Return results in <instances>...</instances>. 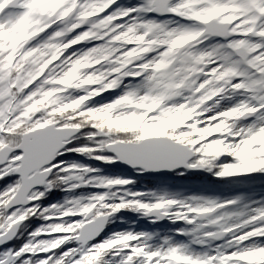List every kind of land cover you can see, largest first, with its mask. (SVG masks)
I'll use <instances>...</instances> for the list:
<instances>
[{"label": "rangeland", "instance_id": "obj_1", "mask_svg": "<svg viewBox=\"0 0 264 264\" xmlns=\"http://www.w3.org/2000/svg\"><path fill=\"white\" fill-rule=\"evenodd\" d=\"M11 1L0 0V148L16 146L21 134L53 122L66 109L74 113L92 110L110 117L104 127L96 128L101 138L112 140L117 126L133 131L130 141L163 136L192 149L193 158L187 164L203 170L208 167L206 171L219 181H238L228 175L241 173L258 174L239 180L242 183L261 180L264 0H170L169 16L164 17L148 12L150 0H16L14 7L7 8ZM210 18L230 24L226 37H203L199 46L183 49L171 63L177 48L195 37L202 22ZM67 30L71 31L64 34ZM225 46H242L250 56L240 62ZM231 75L235 78L230 79ZM61 89L64 94H57ZM20 156L11 152L0 165V234L36 209L31 204L2 210L19 185L12 170ZM62 161L70 162L63 169L77 168L74 161ZM118 170L117 175L102 173L100 182L134 178L125 174H132L133 169ZM158 177L167 182L183 180L181 174ZM154 184L162 187L160 182ZM115 186L109 190L114 193L111 196L120 193L118 197L128 202L112 205L105 194L96 200L98 193L68 202L73 207L81 204L84 212L91 211V218L104 215L103 210L119 220L124 216H117L119 206L133 203L136 193L147 190ZM255 189L264 192L261 184ZM39 194L33 189L27 197H43ZM250 194H230L218 200H210L214 196L208 191L182 196L163 190L144 194L148 199L142 204L146 209L153 207L152 214L155 202L172 207L167 215L156 211L171 226L162 227L155 236L153 230L126 227L133 222L125 219L121 226L107 229L102 237L81 247L74 238L83 217L70 218L52 224L51 228L60 226L62 233L54 238L33 237L38 227L27 232L29 238L15 250L0 251V261L20 253L18 259L13 258L14 264H56V258L57 264H264V218L253 221L264 214V195ZM230 198L236 202L240 198L234 213L219 203ZM54 205L60 216L64 206ZM207 211L213 212L196 220V214ZM176 217L187 221V226L172 225ZM209 221H214L213 228L205 227ZM113 223L114 218L106 226ZM231 224L237 227L233 231L226 227ZM214 231L226 234L218 241L208 239L207 234ZM193 238L198 246L187 244ZM56 242L61 246L54 249Z\"/></svg>", "mask_w": 264, "mask_h": 264}, {"label": "trees", "instance_id": "obj_2", "mask_svg": "<svg viewBox=\"0 0 264 264\" xmlns=\"http://www.w3.org/2000/svg\"><path fill=\"white\" fill-rule=\"evenodd\" d=\"M64 90L65 89H61L60 91L57 92V94L59 95L64 94ZM67 90L68 89H66V92H68ZM74 111L75 110L66 109V111L61 115V117H54L53 122L51 120V122L42 125L45 126L47 124H53L54 127L58 129L73 128L76 129V132L74 135H72V137L69 138L67 142H65L61 151L55 155L52 164L49 165V167H45L46 169L49 170V174L44 183L43 188L38 189L39 193L43 194V197L30 198V200L33 201L31 206L35 207L36 209L34 211H31V213L28 214L26 213L27 215L20 220L21 224L18 226L17 231L21 233L20 234L21 237L20 236L18 237L19 235L18 233L16 234V237L18 238L15 237L13 239L12 242L13 250L16 249L15 246L17 244H20L21 241L28 239L29 236L26 233L34 230L36 227H38V229L36 230V232L33 233V237L38 236L45 239L51 237L54 238L55 236H58V234H62L59 230L61 228L60 226L58 225L55 226V228L57 229L51 228L52 224L55 223V221L61 222L64 220V222H67V220H69L70 218H73V220L76 221L81 220V217H83L86 214V211L84 212L82 207H79L81 206V204H79L77 207H73V204H70L68 202L69 199L72 197L74 198L80 195L89 196L90 194L94 195L98 193L99 195L96 196V200H98L97 198L98 196L105 194L107 197L104 198L106 199L107 202L112 203V205L114 203L118 204L122 201L124 202L125 200L128 202L127 198L124 199V197L122 198L118 197V195L122 196L120 193L111 196L114 193L109 190H111L114 187H117L115 185H119L121 188L125 186L133 189H137V188L140 190L146 189L147 192L136 193L135 194L136 196L133 197V201L135 203L134 202L130 204L125 203L126 205L119 206V208L121 207L122 208L121 210H118V212L116 213L117 216L126 215V217L123 216L119 220L116 219L117 217H114L113 214L110 215L107 211L101 210V212L104 215H107V222L109 220L113 221L114 218L113 225L109 227L106 226L103 233L107 229L114 228L116 226H121L123 224V221L125 222V219H127V221L133 222L130 225H128L129 224L128 222L127 223L128 226L126 227H132V228L143 227L151 231L153 230L152 236H155L156 232L160 233L162 227L165 226L168 227L171 222H168L166 225L167 222L166 220L161 222L157 221L156 217L152 215L153 211L152 210L149 211L150 209H154V208L151 207L149 209H146V207L143 206L144 203L142 204V202H145L148 199V198H144L146 196L144 194L155 195L156 191L159 194L162 190L163 192H170V193L172 192L174 194H177L178 196L180 195L182 196L186 193L188 194L189 192H193L195 194L200 195L208 191L209 194L212 193V195L214 196L212 197L214 199H210V200H218V197L225 198L230 194L239 195V193L246 194L249 192L253 193L250 194L251 196L264 195L263 194L264 192L260 193L261 192L260 190L255 189L260 184L264 186V173L263 175H261V180L258 182H254L253 184L242 183L241 181L243 178H250L258 174H249V173L229 174L228 177L230 179L237 177L238 181L229 182L228 178H226L225 181H219L220 178L217 177L214 173L206 171V169L209 170L208 167L204 166L206 169L203 170V168L201 169L200 167H196L193 164L190 165L187 164V169L170 173L173 175L181 174L183 176L182 181L174 180L167 182L165 179L160 180V177L145 176L142 174L141 171L133 169L130 170L133 171L132 174L130 173H125V174L129 176L132 175L134 178L126 179V181L121 182L122 184L120 182L113 183L109 181H106L102 184L99 178L102 173L117 175V173L119 172L118 170L119 166L111 165L114 158L110 157L106 153L105 146L115 142H123V143L135 142V141H130V139H133L132 137L133 135L131 136V133L133 131H131L130 129L123 130L124 126H117L118 129L115 130L114 133L116 134V136L115 137L113 136L112 140L111 139L106 140L105 137L101 138L97 135L101 133V130L96 128H99L100 124H102V126L104 127L105 126L104 123H106L107 120H109L110 118L109 115H104L102 113L97 114L92 110L82 111V113L81 112L74 113ZM39 127H35V128H39ZM92 133H94L95 135H92ZM85 152L87 153L84 154ZM62 158H65L66 160L74 161L73 163H75L77 168H74L72 171L68 170L70 169L69 167L63 169L64 166H66L70 162L68 161L67 164H63V163L61 164L60 161H62ZM86 177L88 178V180L86 179ZM155 182H160L162 184V187L159 186L157 187L154 184ZM65 183L67 185L70 184V186H67L65 188L64 186ZM59 192L62 194L61 197L57 195V193ZM239 200L240 198H237V202H240ZM56 202L59 203L60 206L63 205L65 208L60 216H57V210L54 205ZM221 202H224L222 204L223 206H225L224 208L230 209L229 212H233V213L235 212L234 208L237 205L236 200L230 198L226 200H220L219 203ZM153 206H156L157 210H161V212L165 213L166 215L168 214V212L172 211L171 209L172 207L169 204L166 207H163L164 204H158L157 202H155ZM2 216L4 219L5 218L4 214ZM182 221L183 220H181L180 217L179 218L176 217L174 218L172 225H176L178 224V222H182ZM182 223L184 224V226H187L188 224L187 221ZM226 227L229 229V231L237 228L236 226H234V224H231ZM200 234L201 237H204L203 233ZM102 236L103 235H101V237ZM186 241L188 242L187 244L189 246L199 245L198 242L196 243L194 238L191 240L187 239ZM58 244H60V242H56L53 245L55 246L53 248L55 249L61 246V245L58 246ZM200 246H202V244H200ZM48 250L51 251L52 249H48ZM21 251L22 250H20L19 252ZM23 252H21L22 255ZM24 254H27V256L30 255L27 252H25ZM16 255H20V253ZM55 262L57 264L58 258L55 259ZM30 263L34 264L35 261L32 262L30 261ZM98 263L99 262H97L96 264Z\"/></svg>", "mask_w": 264, "mask_h": 264}, {"label": "water", "instance_id": "obj_3", "mask_svg": "<svg viewBox=\"0 0 264 264\" xmlns=\"http://www.w3.org/2000/svg\"><path fill=\"white\" fill-rule=\"evenodd\" d=\"M15 2L16 0H12L6 7H14ZM168 3L169 0H150L149 12L159 17H164L168 14L166 9ZM201 26V31L194 38L185 41L177 48L171 63L177 59V55L183 49H192L199 46L200 39L203 37L224 39L230 24L218 22L214 18H210L202 22ZM70 31L67 30L64 34ZM230 51L233 57L240 62H244L250 56V52L246 51L242 46L230 48ZM229 78L234 79L235 77L231 75ZM75 132L76 129L73 128L58 129L53 124H47L21 134L16 146H3L0 148V165L6 161L7 156L11 152H17L21 155L14 160V163L18 165L12 170L13 174L19 179V185L12 196L4 203L2 207L4 212H9L20 207H27L33 203L27 197L29 192L43 187L49 174V170L45 169V167L52 164L55 155ZM105 150L114 158L111 165L139 170L143 175L150 177L163 176L187 169V163L193 158L192 149L163 136L144 137L137 142H115L106 145ZM7 174L4 176H7ZM219 207L220 205L214 209L216 210ZM154 211L152 215L156 217V220L163 221L164 214L156 213L157 209ZM212 212L198 213L196 214V220L203 219L206 214ZM91 216L90 211L83 216L84 222L80 225L74 238L75 244L81 247L101 237L107 224V215H99L92 218ZM262 218H264V214L254 218V221ZM20 224V220L15 221L5 232L0 234V248L9 244L14 239ZM204 225L205 227L213 228L215 223L214 221H209ZM224 234H226V231H214L207 234L206 237L213 241H218ZM18 256L8 255L0 261V264H10L13 258L18 259Z\"/></svg>", "mask_w": 264, "mask_h": 264}, {"label": "flooded vegetation", "instance_id": "obj_4", "mask_svg": "<svg viewBox=\"0 0 264 264\" xmlns=\"http://www.w3.org/2000/svg\"><path fill=\"white\" fill-rule=\"evenodd\" d=\"M171 1L169 0V3H170ZM166 16H169V13L166 15ZM193 38V37H192ZM187 40H189V39H187ZM225 48L226 49H228L229 51H230V47H228V46H225ZM231 52V51H230ZM233 55V54H232ZM245 66V65H244ZM228 85V84H227ZM165 93H167V90L165 91ZM46 169V168H45ZM4 178V177H3ZM44 186V185H43ZM40 189V188H39ZM21 208V207H20ZM4 212V211H3ZM17 234V233H16ZM19 235H18V237L20 236V234L21 233H18ZM15 237H16V235H15ZM14 237V238H15ZM18 237H16V238H18ZM12 242H13V240L9 243V244H7V245H5L4 247H2V248H0V251H3L4 249H6V248H8V247H10L11 249H12ZM3 260V259H2ZM16 261V260H15ZM15 261H11V263L12 264H14L15 263Z\"/></svg>", "mask_w": 264, "mask_h": 264}, {"label": "bare ground", "instance_id": "obj_5", "mask_svg": "<svg viewBox=\"0 0 264 264\" xmlns=\"http://www.w3.org/2000/svg\"><path fill=\"white\" fill-rule=\"evenodd\" d=\"M235 230V229H234ZM231 231H233V230H231Z\"/></svg>", "mask_w": 264, "mask_h": 264}]
</instances>
